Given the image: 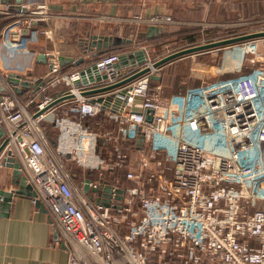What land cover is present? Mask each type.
Returning a JSON list of instances; mask_svg holds the SVG:
<instances>
[{
    "label": "built area",
    "instance_id": "1",
    "mask_svg": "<svg viewBox=\"0 0 264 264\" xmlns=\"http://www.w3.org/2000/svg\"><path fill=\"white\" fill-rule=\"evenodd\" d=\"M0 17L8 53L34 52L43 37L51 45L43 51L45 73L0 69V145L8 139L0 163L13 157L32 185L33 202L41 201L60 231L54 243L67 245L66 264H264V35L158 67L153 62L162 57L149 43L130 50L143 49L144 64L120 67L122 53L91 52L97 64L88 73L92 64L62 62L48 1H3ZM129 19L175 23L169 14ZM227 47H234L232 74L197 78L192 62L184 87L163 94L168 63ZM147 65V73L122 86L84 93ZM68 161L94 174L79 178ZM117 172L124 178L111 181Z\"/></svg>",
    "mask_w": 264,
    "mask_h": 264
},
{
    "label": "crops",
    "instance_id": "2",
    "mask_svg": "<svg viewBox=\"0 0 264 264\" xmlns=\"http://www.w3.org/2000/svg\"><path fill=\"white\" fill-rule=\"evenodd\" d=\"M3 1L12 2L14 0H0V5ZM46 1L50 4L51 13L53 14L51 28L55 35L54 45L57 50L61 54L70 57L71 64H76V60L81 56L86 57L84 64H89L92 60L90 53L96 52L98 49L94 47L90 52H86L84 48L88 47L86 46L87 42L90 44L94 37L103 35L112 36L109 28H112L114 25L122 28L123 26L121 25H124V23H130L136 26L140 38L137 42H141V44L139 43L140 45L135 48H139L142 44L148 43L144 40L148 35L157 36L171 31L178 26L198 25L206 20H222L225 14V11L223 14L222 10L243 12L245 10V2L251 0ZM254 1L257 2V4L254 2V5L257 10L259 9L258 12H264V0ZM247 7L249 11H255L249 3H247ZM78 14L88 16L97 15L95 16L96 18L90 17L87 19L90 24L89 28L92 31L97 30V34L87 31L84 38L82 37L76 42H72L63 35H59L58 32L63 34L69 28L73 20L72 18L77 17ZM156 14H169L175 19V23H166L163 25L149 22L135 23L129 19L136 15L147 18ZM101 16L105 19L99 18ZM4 22V18L0 17V28ZM262 29L264 27L256 25L243 33ZM39 44L40 46L34 52L20 51L15 54H10L3 45L0 33V69L4 71L8 69V72H23L26 69L33 75L45 73L49 69V63L43 51L45 47H51V45L48 44L47 39L44 37L41 38ZM135 48L133 47V49ZM168 64L174 63L171 62ZM1 137L2 130L0 128ZM13 178V167L0 163V185H5V190L9 191L18 188L17 184L12 183ZM32 197V195L25 193L13 196L9 207H6L8 213L0 214V264H66L69 254L67 245L63 242L54 243L56 238L60 236V231L52 223L45 206L43 204L40 206L37 203L35 204Z\"/></svg>",
    "mask_w": 264,
    "mask_h": 264
},
{
    "label": "rangeland",
    "instance_id": "3",
    "mask_svg": "<svg viewBox=\"0 0 264 264\" xmlns=\"http://www.w3.org/2000/svg\"><path fill=\"white\" fill-rule=\"evenodd\" d=\"M254 2L257 4V2L254 0H251L248 2L246 1L245 10L243 12H240V11L231 12V10H228L227 12H225L222 20H206L198 25L180 26V28L185 27V26L191 28V32H194L196 28H200L201 31H199L197 36L190 35L185 38L180 37L177 39H175L176 37H170L171 39L168 38L169 39L168 41L162 42V50H159L157 46H155L156 48H155V51L152 52V55H155L156 57L157 56L163 57L166 54H169L173 51L189 46L190 44H193V43L206 42V41L221 38L227 35L241 33L246 30L252 29L256 25L260 27H264V12H261V13L258 12L259 9L258 10L256 9ZM247 3H249L251 5V8L255 11H249L247 7ZM261 8L263 9V7ZM231 15H234V16H231ZM95 16L78 14L77 17L72 18L73 19L72 22L75 21L74 23L76 24L82 23V22H88L87 19H89L90 17L96 18ZM230 24H234L233 27H230L229 26ZM121 26H123L122 27L123 29L120 26H116V25H114L112 28H109V31L114 33L112 36L128 35L126 37L129 39V41L136 39L135 41L137 42L139 40L134 35H129L130 34L129 32H131V28H132L131 26H133V24L124 23V25H121ZM177 28H179V26ZM175 29H173V31ZM119 33L121 34L119 35ZM233 49L234 47H227L224 49L213 50V51L201 54V55L189 57V59L187 60V63L181 64V62H177V63L168 65L163 70L165 71V74H167L166 81L163 84V94L169 95L171 94V92L184 87V85L188 82L186 80V76H184V73L190 72V67L192 65L191 64L192 62L193 64H195V68H197L199 71V72L195 71L193 73L197 78L198 76L201 77L202 75L203 76L227 75L228 73H224L225 71H228L230 74H232L235 64L229 63L227 60L231 59L230 55L233 52ZM199 59H201L203 62L198 61ZM223 62L225 64H223ZM196 77L192 78V80H194ZM108 125H110V123H108ZM43 127L45 128V130L51 137L55 136L57 131L54 129L50 121H44ZM67 163L69 165V168L78 174L79 178H82L84 175L94 174V173L89 174L87 170L83 169V167L79 166L73 161H68ZM108 176L110 177L111 181H114V182H117V180L121 181L120 178L121 179L124 178V175L122 172H117L116 180L113 175H108Z\"/></svg>",
    "mask_w": 264,
    "mask_h": 264
},
{
    "label": "water",
    "instance_id": "4",
    "mask_svg": "<svg viewBox=\"0 0 264 264\" xmlns=\"http://www.w3.org/2000/svg\"><path fill=\"white\" fill-rule=\"evenodd\" d=\"M264 35V30H257V31H251V32H246L243 34H239V35H235V36H231L228 38H223L220 40H214V41H210V42H206V43H201V44H197V45H193V46H188L185 48H181L179 50L173 51L169 54H166L165 56H163L162 58L158 59L157 61L153 62V66L154 67H158L161 66L171 60H174L180 56L189 54V53H193V52H197V51H201V50H205V49H209V48H214V47H218V46H223V45H228L231 43H236V42H240V41H244V40H248L251 38H255V37H260ZM129 41L128 38H125L123 36H110V35H103V36H99V37H94L93 40H91L89 46L86 48V52L87 51H91L94 47H96L97 49H101L103 47H106L108 45L111 44H118L121 42H126ZM95 55H97L96 52H94ZM62 58V62L63 63H67L71 61L70 57L67 56H61ZM146 53L143 49H136L133 51H130L128 53H122L120 56V59L118 61V66H125L126 64H144L146 62ZM86 57L85 56H81L80 58H78L76 60V64H84L86 61ZM89 64H92L91 66H87L86 67V72H91L92 69H96V62H90ZM150 66H144L142 67L140 70H138L137 72H135L134 74L116 82L110 85H106V86H101L98 88H94V89H90L85 91V94H90V93H98V92H102V91H108L114 88H117L119 86H122L134 79H136L137 77L147 73L150 70ZM82 74H85V71H82ZM103 77H106V75H104ZM18 78H20V75H16V76H10L9 81L12 84H16ZM90 78L92 79V76L90 75ZM101 76H97V80H101ZM80 80H77L76 82H79ZM40 85H43L44 82L43 81H39ZM83 82L86 83L87 82V78L84 76L83 77ZM24 87H34L37 88L38 84H31L30 80H22L21 83ZM2 89V88H1ZM20 89V88H19ZM18 88H16L17 91L20 92ZM72 94H67L64 95L60 98H58L57 100H55L53 103H51L49 106H47L45 109H47L48 107H50L51 105L65 99V98H69L71 97ZM44 109V110H45ZM43 111V110H41ZM2 130V134H3V129L2 127H0ZM8 142V139H4L2 144L0 145V153L3 150V148L5 147L6 143ZM8 159V163H6L5 165L7 166H13L14 167V178L12 180V183H15L18 185V188L14 189V190H5L4 187L5 185H0V214H7L8 212L6 211V207H9L10 202L13 198V196L21 194V193H25V194H29L32 196L36 195V192L33 190V187L31 184H26L25 183V179L23 176H21L20 171L17 169L18 164L17 163H13L14 158L13 157H7ZM84 189L87 191L88 190V184L84 185ZM37 205H42L41 201L37 202Z\"/></svg>",
    "mask_w": 264,
    "mask_h": 264
},
{
    "label": "trees",
    "instance_id": "5",
    "mask_svg": "<svg viewBox=\"0 0 264 264\" xmlns=\"http://www.w3.org/2000/svg\"><path fill=\"white\" fill-rule=\"evenodd\" d=\"M224 11L227 12L228 10H222L223 14H224ZM209 13H210V10H209ZM74 22L75 21L71 22L69 28L65 32H63V34L58 32L59 35H63L69 41L76 42L79 38H82V37L84 38L87 31H90L91 33L97 32V30L92 31V29L89 28L90 24L88 22H82V23L77 22L78 24H76ZM83 27L85 28V30ZM131 27L132 28H131V32H129L130 33L129 35H134L137 39H140L138 36V30L136 29V26H131ZM88 29H90V30H88ZM199 31H201L200 28H196V30L194 32H191V28L185 26L182 28L179 27V28L175 29L174 31L172 30V31L164 32V33L159 34L157 36L148 35L144 38V40L148 43H151V44L157 46V48L159 50H162V42L168 41L169 40L168 38L176 37L175 39H177L180 37L185 38V37L190 36V35H196L197 36ZM113 34L111 33V35H113ZM94 36H98V35H94ZM126 36H128V35H126ZM133 40H134V42H133ZM133 40L121 42L118 44L108 45L106 47H103L101 49L96 50V53H97V55H105V54L112 53V52L124 53V52L130 51L133 49V47L135 48L141 44V42H136L135 41L136 39H133ZM88 44H89V42H87L86 46H89ZM84 49L86 50V47Z\"/></svg>",
    "mask_w": 264,
    "mask_h": 264
}]
</instances>
